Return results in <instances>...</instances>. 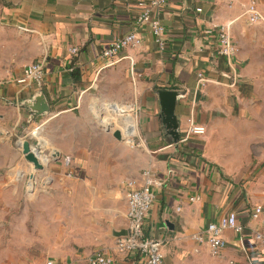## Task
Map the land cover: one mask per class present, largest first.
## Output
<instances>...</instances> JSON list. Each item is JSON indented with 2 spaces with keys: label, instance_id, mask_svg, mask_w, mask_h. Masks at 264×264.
<instances>
[{
  "label": "crops",
  "instance_id": "crops-1",
  "mask_svg": "<svg viewBox=\"0 0 264 264\" xmlns=\"http://www.w3.org/2000/svg\"><path fill=\"white\" fill-rule=\"evenodd\" d=\"M140 2L0 0V130L9 132L0 135V147L15 138L40 145L46 155L39 157L52 172L41 178V191L62 200L40 235L29 234L26 207L21 246L38 248L26 261L90 264L100 251L112 264H144L137 252H120L116 242L128 225L127 182L141 185L143 171L150 170L162 183L144 228L163 242L165 264H264L256 238L262 226L251 216L255 204L264 205V149L258 147L264 132L257 131L264 118V22L249 21L250 0H170L155 10L166 28L161 50L150 25L137 23ZM258 4L264 14V0ZM222 26L239 48L234 87L228 85V59L219 53ZM130 32L142 42L108 62L103 49ZM43 58L40 82L17 83L28 64ZM160 89L181 92L178 144L162 123ZM38 91L51 111L28 125L25 103ZM190 118L206 127L203 135L186 137ZM117 129L121 139L114 136ZM55 150L57 161L51 160ZM65 156L72 158L69 167ZM14 167L0 175V199H29L30 175ZM229 212L237 213L243 229H227V245L213 254L195 235Z\"/></svg>",
  "mask_w": 264,
  "mask_h": 264
},
{
  "label": "built area",
  "instance_id": "built-area-1",
  "mask_svg": "<svg viewBox=\"0 0 264 264\" xmlns=\"http://www.w3.org/2000/svg\"><path fill=\"white\" fill-rule=\"evenodd\" d=\"M170 0H141L139 3L142 11L137 18V23H148L154 35L156 44L161 50L167 46L166 28L162 21L155 15V10L167 4ZM251 23L264 22V14L259 8L258 0H250L245 11ZM142 38L136 32H130L116 40L110 42L102 51V56L110 63L117 62L122 59L121 53L129 47L139 45ZM78 47L70 49L71 53L76 54ZM239 51L238 46L233 41L228 26H222L219 31V53L228 59L230 71L229 86L234 87L240 78V73L237 69V64L234 57ZM45 61H35L28 64L20 77L17 78V83L24 88L30 87L36 82H40L44 77ZM134 74V73H132ZM5 82L4 78L0 77V86ZM207 79L202 73H199L198 84L204 85ZM206 132V127L202 124L189 119V127L187 130L188 137L191 134L203 135ZM134 144V142H133ZM72 162L71 156L63 157V163L68 166ZM144 180L141 185H137L135 181L127 182L126 199H127V230L128 233L117 238V248L120 252L130 253L137 252L143 259L144 264H165L163 253V242L155 237L147 235L144 228V221L156 198V186L162 182L155 177L150 170L143 171ZM180 210V207L177 208ZM251 216L260 221L262 229L256 232V238L260 240L264 246V205L255 204L251 210ZM227 229H233L237 232L243 229L238 221L236 212H229L222 216L219 220L210 222L205 230L195 235V238L200 242H206L213 254H218L220 250L227 245V240L224 237V232ZM90 264H112L113 259L103 252H96L90 257ZM46 264H53L49 260Z\"/></svg>",
  "mask_w": 264,
  "mask_h": 264
},
{
  "label": "rangeland",
  "instance_id": "rangeland-1",
  "mask_svg": "<svg viewBox=\"0 0 264 264\" xmlns=\"http://www.w3.org/2000/svg\"><path fill=\"white\" fill-rule=\"evenodd\" d=\"M254 128L252 127V129ZM257 128L259 133L264 132V118L259 120ZM18 140L19 138H15L9 142V145L0 147V164H2L0 165V175H6L10 167L16 166L11 168L12 171L16 169L19 174L25 176H29L34 171L36 174V183L33 192H29V199H26L22 195L17 199L9 198L6 194H3V197L0 199V264H29L30 262L26 261L27 256L32 253L31 251L38 249L34 246L32 248L21 246V243L26 240L27 234L25 220L29 213L27 214L26 207L30 208V216L32 219V223L29 225L31 227L29 234L34 233L35 235H40L44 230L50 228L51 225L47 226L48 219L53 216L52 213L56 209L57 203L62 201L58 198H52L50 195L47 197L46 192L41 191V178L52 174L49 170V162H44V168L35 171L33 164L25 159ZM258 142V147H263L262 149H264V135H258ZM35 147L38 148L41 155H46L39 148L40 145H36ZM14 148L17 150V153ZM262 158L264 164V156ZM251 159L252 161L255 160V156L252 155ZM18 185L21 186L22 184L19 182ZM19 190L21 189L19 188ZM11 208L13 209L12 211ZM42 219L44 220L40 223Z\"/></svg>",
  "mask_w": 264,
  "mask_h": 264
},
{
  "label": "water",
  "instance_id": "water-1",
  "mask_svg": "<svg viewBox=\"0 0 264 264\" xmlns=\"http://www.w3.org/2000/svg\"><path fill=\"white\" fill-rule=\"evenodd\" d=\"M161 113L160 116L162 118V123L165 126L166 135L171 136L173 141L178 144L181 134H180V122L177 116L176 107L179 97L181 96V92L176 89H160L158 91ZM25 106L29 110V118L28 125L32 124L34 121L38 119V117L47 115L51 111L50 102L43 91L36 92L33 97L25 103ZM93 114H98V111L95 107L92 109ZM27 125V126H28ZM114 136L118 139L122 138V133L120 130H114ZM9 132L5 130H0V135H7ZM18 144L22 148V153L25 159L33 164V169L35 171L44 168V164L39 157V150L36 148L32 142L28 138H23L18 140ZM61 155L59 151L55 150L53 152V160H59ZM35 172H31L30 174V183H33V186L30 185L29 192L31 193L35 188ZM29 183V184H30ZM128 233V230H124L119 232L118 236H123Z\"/></svg>",
  "mask_w": 264,
  "mask_h": 264
},
{
  "label": "bare ground",
  "instance_id": "bare-ground-1",
  "mask_svg": "<svg viewBox=\"0 0 264 264\" xmlns=\"http://www.w3.org/2000/svg\"><path fill=\"white\" fill-rule=\"evenodd\" d=\"M119 110H121V109L119 108Z\"/></svg>",
  "mask_w": 264,
  "mask_h": 264
}]
</instances>
